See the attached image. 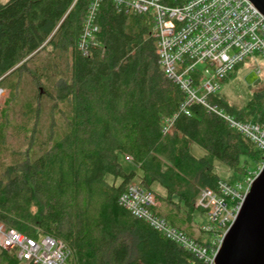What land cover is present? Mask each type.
I'll return each instance as SVG.
<instances>
[{
  "label": "trees",
  "instance_id": "1",
  "mask_svg": "<svg viewBox=\"0 0 264 264\" xmlns=\"http://www.w3.org/2000/svg\"><path fill=\"white\" fill-rule=\"evenodd\" d=\"M92 1L0 3V87L14 100L26 78L36 85L35 101L23 105L34 123L20 126L31 139L27 153L0 180V222L61 240L71 251L68 264H192L190 253L121 206V196L138 183L155 194V215L204 243L194 237L192 218L200 192L222 181L214 160L244 171L248 161L263 163V153L202 105L180 113L186 94L162 70L151 14L125 13L102 0L99 31L84 55ZM208 100L240 121L264 118V88L242 107L218 92ZM42 115L48 128L36 142ZM193 144L206 155L196 157ZM126 157L139 172L124 169ZM0 264L32 263L1 250Z\"/></svg>",
  "mask_w": 264,
  "mask_h": 264
},
{
  "label": "built area",
  "instance_id": "2",
  "mask_svg": "<svg viewBox=\"0 0 264 264\" xmlns=\"http://www.w3.org/2000/svg\"><path fill=\"white\" fill-rule=\"evenodd\" d=\"M101 1H92L87 16L80 43L84 55L89 54L88 44L95 42L94 34L99 31L94 21ZM112 1L118 11L152 15V33L162 70L186 94L180 113L189 115L193 105L204 106L250 140L264 156V118L258 122L240 121L208 100L210 95L218 92L220 81L247 57L258 54L264 58V15L258 8L250 0H188L181 5L170 4L177 0ZM200 64L207 66L205 71L198 69ZM258 74H261L260 69ZM198 90H204L205 94L198 96ZM174 119L164 127V134L172 131ZM126 160L130 162L132 159L126 157ZM257 176L248 175L235 184L221 181L217 190L206 188L200 192L195 208L202 210L208 219L200 230L212 235L210 242H197L155 215L152 212L157 205L155 194L138 183L129 185L120 198V205L166 240L190 253L194 258L192 264H214L222 238L237 217ZM221 234L222 237L217 239ZM1 250L15 252L20 261L32 264H68L71 256L70 249L61 240L50 235L34 238L7 229L2 222Z\"/></svg>",
  "mask_w": 264,
  "mask_h": 264
},
{
  "label": "rangeland",
  "instance_id": "3",
  "mask_svg": "<svg viewBox=\"0 0 264 264\" xmlns=\"http://www.w3.org/2000/svg\"><path fill=\"white\" fill-rule=\"evenodd\" d=\"M8 0H0V3H6ZM206 65L200 64L198 69L205 71ZM261 70V74H258V70ZM24 89L23 94L21 93L13 100L11 90H3L0 87V180H4L8 171L17 169L20 162L23 160L27 153L30 137L25 133L20 126L27 123L30 128L34 121H26L23 110L25 109L24 102L34 99L36 95V85L32 79L26 78L23 82ZM22 85V86H23ZM264 88V58L261 55L255 54L247 57L244 62L236 69L233 70L225 81H220V88L218 93L220 96L232 106L242 107L245 106L251 98L253 92L260 91ZM40 89V87H39ZM37 89V90H39ZM204 90H198V96H203ZM10 101H12L10 103ZM35 101V100H32ZM4 111H7L4 114ZM44 113H48V108L45 109ZM46 116V115H45ZM45 116H41L44 123L40 126L39 135L33 138L34 141L39 142L44 139V133L48 128V119ZM33 141V140H32ZM34 150V149H32ZM39 152L40 150L37 149ZM191 152L196 157H203L206 152L193 144L191 146ZM41 153V152H40ZM242 158V163H244ZM249 165L244 171L234 170L228 167L218 159L214 160L215 171L219 175L220 179L224 182L235 184L242 181L248 175L257 176L263 167V163L252 165L251 161H248ZM125 170L130 171L137 169L132 163L122 161ZM248 172L244 176L245 172ZM138 181V180H135ZM159 207L157 202L156 207ZM208 223L207 217L203 216L200 211H196L192 218V229L195 238L202 237L207 242L211 241V234H203L200 230L202 225ZM224 232V231H223ZM220 233V232H219ZM218 235L217 239L221 238Z\"/></svg>",
  "mask_w": 264,
  "mask_h": 264
},
{
  "label": "water",
  "instance_id": "4",
  "mask_svg": "<svg viewBox=\"0 0 264 264\" xmlns=\"http://www.w3.org/2000/svg\"><path fill=\"white\" fill-rule=\"evenodd\" d=\"M264 15V0H250ZM214 264H264V165L225 232Z\"/></svg>",
  "mask_w": 264,
  "mask_h": 264
}]
</instances>
